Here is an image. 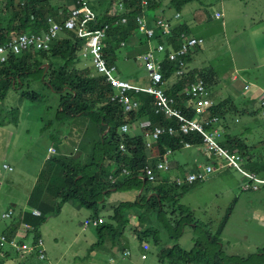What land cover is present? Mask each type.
Wrapping results in <instances>:
<instances>
[{
  "label": "rangeland",
  "instance_id": "rangeland-1",
  "mask_svg": "<svg viewBox=\"0 0 264 264\" xmlns=\"http://www.w3.org/2000/svg\"><path fill=\"white\" fill-rule=\"evenodd\" d=\"M75 2L69 0L68 4L75 7ZM15 3L13 2V5ZM53 3L56 5L60 3L63 10L68 8L64 0H53ZM160 3L161 9L164 8L162 13L166 12L174 19L177 10L169 6V0H161ZM10 4V0L7 2L0 0V23L2 21L7 23L14 16ZM89 4L101 14L116 8L113 0H89ZM17 6L19 7L18 4ZM217 11L224 13L222 18H215ZM149 14L154 16L155 9L149 10ZM185 18L190 20L196 35L201 33L205 39L204 44L194 53L192 65L199 66L205 71L213 69L219 76L211 86L208 85L210 98L215 106L219 107L222 102L230 100L236 107V110L226 117H219L224 127L222 137L238 136L244 144H247L245 146L252 147L253 161L250 160L247 150L240 149L237 152L245 157L246 162L248 161L244 168L252 172L254 170L256 177L264 180V117L261 116L257 104L250 102L246 107L243 105V101H246L243 95L250 97L254 89L243 92L245 85L264 90V0H194L182 8L181 20ZM138 33L135 34L136 44L131 41L133 34L130 35L126 30L119 31L114 42L124 41L128 37L127 46L132 50L146 45V36ZM151 41L156 47L155 39ZM127 46H121L122 49L115 59L116 65L122 70L119 77L144 82L147 75L145 64L140 60L137 61L133 57L134 54L127 51ZM125 55L128 57L123 58ZM83 60L92 62L90 57L85 59L82 57V62ZM40 83L36 82L32 86L39 88ZM240 92H243L240 96L235 94ZM45 93L47 98L42 102L22 99L16 90H10L4 100H0V122L4 120V124H0V179L15 180L13 185L7 181L2 185V194L13 190L19 197H28L33 186L31 178L38 166V156L44 148L46 150L48 144L52 143L59 147L60 151L54 154L56 156L61 155L59 153H62L63 148L67 146L76 149L77 145H82V152H78L77 156L81 155L83 162H86L88 161L86 154L91 153L99 136L95 133L96 126L85 117L58 119L57 98L48 91ZM14 117L18 118L17 122L10 120ZM246 136L249 137L251 146L245 142ZM205 155L201 148H182L171 153L168 160L170 163L180 161L182 168L190 170L195 165L207 164L208 158ZM217 161L224 163L219 158ZM4 163L13 170L4 168ZM173 178V174H170L167 178L160 177L158 181L148 184H145L143 179L136 180L130 187L111 191L104 197L101 213L107 219L112 214L114 206L138 203L130 210L132 217L130 225L137 224L139 215H148L153 220L146 219V224L153 225L160 232L162 228L154 221L155 211H150L147 204L139 202L149 196L148 191L152 188H160L163 193L168 192L175 197L184 210H188V213L175 214V220L184 224V228L178 241L168 242L166 235L168 246L178 243L186 251H191L199 242L205 250L207 249L205 259L210 260L215 242L211 240L208 232L213 234L218 232L224 215L237 198L230 219L220 233L223 253L227 256L248 257L259 249H264V182L251 180V184L247 182L250 185L249 190H246V178L236 168L230 166L224 170H216L204 182L188 189L174 187ZM65 204L60 214L47 218L38 227L49 256V264H95L96 261L109 264V249L104 245L95 248L92 253L88 251L90 233L96 234V228L89 225L88 230H85L84 226H80V222H83L85 217L71 219L72 205H80V203L69 201ZM79 212L85 213L81 210ZM90 213L93 214V211L90 210L89 215ZM9 219L0 216V236L4 232L5 222ZM129 229L130 227L127 228L126 234L130 232ZM34 233L36 234L37 230ZM138 241L135 237L129 240V244L136 245ZM93 242L90 241L92 245ZM150 244L152 247V242ZM8 247L12 248L6 245L4 250ZM160 248L151 249L147 260L140 259L141 251L136 248L134 250L136 264H170L169 261H159ZM13 252L12 258L15 261L17 255L21 258V255L16 254L18 251L14 249ZM23 260L28 261V259ZM33 264H40V261L34 260Z\"/></svg>",
  "mask_w": 264,
  "mask_h": 264
},
{
  "label": "trees",
  "instance_id": "trees-1",
  "mask_svg": "<svg viewBox=\"0 0 264 264\" xmlns=\"http://www.w3.org/2000/svg\"><path fill=\"white\" fill-rule=\"evenodd\" d=\"M15 1L10 0L14 16L7 23L6 21L0 23V42L6 41L13 33L47 30L49 17L63 22L70 15L71 10L77 7L76 2L75 7L70 6L69 0H64V3L68 5L65 10L61 8V4L53 3V0H25L24 4L21 0L17 2L19 8ZM140 1L124 0L126 7L130 9V12L127 13L128 22L125 26L114 25L116 18L108 15L98 16L97 22L91 24L92 28H102L106 23L113 25L108 31L105 48V56L110 63H115L117 49L120 47L121 41L114 42L119 31L126 30L128 33H132L137 28L135 17L140 12ZM192 1L194 0H169V6L180 12L186 4ZM160 2L161 0H150L149 10L160 7ZM182 31L189 32L187 27L178 26L171 35L160 37V41L166 42L173 48H178L181 44L180 33ZM83 45V38L78 37L74 31L64 30L49 50L26 51L20 55H12L6 63L0 64L1 101L10 90H16L22 99L42 102L47 98L45 91H48L57 98L58 119L85 117L96 126L95 133L99 135L91 153L86 154L88 156L86 162H83L82 158L74 160L64 155L50 157L46 160L36 183L43 194L39 210L41 214L31 224L36 230L50 215L60 212L63 204L69 201L79 202L84 208L92 210V217H102L100 215L104 197L112 189L130 187L134 181L142 180L136 175L137 173L125 176L121 172L126 167L135 170L144 166L149 156V151L145 146V136H131L129 133H122V125L147 116L151 122L150 128L155 126L179 128L177 119L155 112L154 97L145 92H130L132 97L140 100L141 107L135 112L125 113L124 106L119 101L112 99L115 92L112 84L104 76L96 74L95 70L93 72V67L81 65ZM178 69V63L165 58L163 69L165 80L173 75L176 76ZM199 71H190V77L177 78L176 76L179 82L184 83L179 91L180 94L174 95L176 105L190 118H194L196 114L192 105H189L191 98L186 96L185 89L192 74L200 73L210 86L219 77L213 69ZM36 82H41V87L34 88L32 84ZM234 110L236 107L229 100L219 104V107L213 105L207 116L226 117ZM17 111L19 110L17 109ZM10 120L17 122L18 118L14 117ZM3 121L0 124H4ZM166 138L168 139L164 136L158 142L163 143ZM182 140L198 146L203 143V137L197 132L182 134L178 131L176 136L169 138L168 145L163 143L165 147L162 148L164 150L162 152H165L166 147L172 148L173 151L182 149ZM220 143L231 151L240 149L249 151V148L238 136L233 138L230 135L224 136L220 139ZM121 145L125 146L124 151L121 150ZM110 175L116 176L117 181L113 183L109 178ZM144 182L145 184L151 183ZM194 185L196 184L191 186ZM191 186L179 188L188 189ZM148 192L149 196L139 202L147 204L150 211H155L154 221L159 223L162 230L159 232L153 225L146 224V219L153 220L148 215H139L137 224L130 225L132 220L130 210L138 203L120 204L113 207L112 214L107 219L102 217L104 222L96 227L98 239L90 247L89 252L102 246L108 238L113 244L123 246L128 241L126 230L130 227L129 230L136 234L140 242L149 240L152 242L153 249L161 247L158 253L160 262L169 261L170 264H192L195 262L199 264H264V249H259L248 257L227 256L221 249L220 233L230 219L237 198L234 199L224 215L218 232L214 234L208 232L211 240L215 242V247L209 257L210 260H207L205 259L207 249L205 250L199 242L191 251H186L178 243L168 246L166 235L168 242L178 241L184 228V224L175 220V214L177 212L188 213V210H184L175 197H172L168 192L163 193L160 188H152ZM196 225L198 226V224Z\"/></svg>",
  "mask_w": 264,
  "mask_h": 264
},
{
  "label": "built area",
  "instance_id": "built-area-1",
  "mask_svg": "<svg viewBox=\"0 0 264 264\" xmlns=\"http://www.w3.org/2000/svg\"><path fill=\"white\" fill-rule=\"evenodd\" d=\"M24 4L25 0L21 1ZM77 7L71 10L70 15L63 21L59 22L54 17L47 19L48 29L32 30L20 34H12L6 41L0 42V64L6 63L12 55H20L26 51L31 50H48L51 45L57 40L59 34L64 30L74 31L78 37L84 39L81 56L90 57L95 73L104 76L110 82L115 90L112 99L119 101L124 106L125 113H132L141 107L139 99L130 95V92H145L154 97L155 112L163 114L169 118H175L179 121V128L174 126H155L151 127L149 119L141 123L142 127L146 129L145 146L151 150L154 144L162 137L168 138L177 135V132L182 134H190L197 132L203 137L201 145H195L189 141H181L183 148H201L207 156L217 157L224 163L216 166L213 162L208 161L207 164L195 165L190 170L178 171L172 179L174 187L191 186L204 182L216 170H224L227 166L236 168L246 178V183L251 184V180L264 182L263 179H258L254 172L246 170L244 166L247 165L245 157L237 152L231 151L220 143L222 138L223 127L220 123V118L217 115L207 114L213 107L214 101L210 98L209 87L205 78L198 72H194L191 80L185 89L186 96L190 97L192 108L196 116L194 118L188 117L182 109L176 105L174 96L166 92L165 78H164V60L165 58L179 64V69L176 72L177 78L184 76L190 77L191 69L188 66V57L193 49L201 47L205 39L200 36H195L190 32L182 31L180 33L181 44L178 48H173L166 42H161L160 37H165L172 34V31L178 27L183 26L181 22V13L176 12L174 19L164 17L161 15L152 16L149 14L150 0L140 1V12L137 13L135 21L137 23V32L142 33L148 39H155L157 46L149 48L140 55L139 60L145 64L149 81L146 85L140 86L130 81L119 77L118 69L115 63H110L105 56L106 39L108 38V31L111 24L106 23L102 28H92L91 24L97 22L98 15L89 4V0H76ZM116 6L114 15L116 16L114 25L126 24L128 22L127 13L130 9L126 7L124 0H113ZM224 13L222 11L215 12V18H222ZM173 20L180 21V24H174ZM159 36V37H158ZM162 54V57L159 55ZM236 79V77H234ZM249 88V85H245ZM260 114L264 117V90H260ZM130 124L122 125V133H128ZM121 150H125V146L121 145ZM49 151L55 153L56 149L49 148ZM172 153L170 147L161 155L157 161L148 158L144 166L141 168L130 170L123 168L121 174L125 176L138 175L144 181L156 182L160 178V173H167L174 171L172 163L168 157ZM8 167L12 170V167ZM133 173V174H132ZM110 180L114 183L117 177L110 175ZM249 183L245 185V189L249 190ZM35 215H40V211H33ZM13 211H7L3 214L4 218H10ZM104 220L102 217H90L84 222L86 226L97 227ZM24 228L31 233L36 231V228L28 223L24 224ZM6 245L11 246L21 254L30 255L33 253L41 264H49L48 254L44 246L43 238L35 234L32 241H27L24 238H19L16 235L2 234L0 236V249H4ZM151 244L144 241L141 244L140 258L147 260L151 252ZM132 255L129 249L122 253L123 259H128Z\"/></svg>",
  "mask_w": 264,
  "mask_h": 264
},
{
  "label": "crops",
  "instance_id": "crops-1",
  "mask_svg": "<svg viewBox=\"0 0 264 264\" xmlns=\"http://www.w3.org/2000/svg\"><path fill=\"white\" fill-rule=\"evenodd\" d=\"M18 1H21V0H18ZM18 1L16 0L15 2L17 3ZM6 2H7V0H6ZM58 4H60V3H58ZM92 9L96 12V14L99 17L105 16V15H108L109 17H116L114 15V13H113L114 10H112V11L107 10L106 12H104L103 14H101L98 11H96V9H94V8H92ZM163 9H161V6L155 8V14H154V16L161 15V16H164V17H168V18L173 19V17L169 16L168 13H166V12L162 13ZM176 12H178V11H176ZM180 13H181V18H182V11H180ZM180 21L181 22H184V25L183 26L187 27L188 30H189V32L191 34H193L195 36H200V37H203L204 38V36L201 35L200 32H198L200 34L196 35V33H195L196 30L194 28H192V24H191V22H190V20L188 18H185L183 20L180 19ZM180 21L173 20L174 24H177V23L180 24L181 23ZM116 26H125V24H119V25H116ZM136 32H137V28H136V30L134 32L130 33V35L133 34L132 35L133 38H132L131 41H133L135 44H136V38H135L136 37L135 36ZM126 39L124 40L125 42L124 41H121L120 42V47L117 49V54L115 56V59L117 58V56L119 54V51L122 49L121 46H125V45L127 46ZM145 42H146V45H144V46L141 45L139 47L134 48L133 50L130 47L128 48V46L126 47L127 48V51H131V53L134 54L133 57L137 61H139V57H140L141 54H143L149 48L154 47L153 42L150 39L146 38V41ZM156 43H157V41H156ZM199 48L200 47H197V48L193 49L192 52L189 55V58H188V66L191 69V71H194V70L195 71L202 70V69L199 68V66H196V65L193 66L192 65V63H193V55L197 51V49H199ZM127 57H128V55H125L123 58H127ZM159 57H162V54L159 55ZM81 65H83V66H90L91 68L93 67L92 66V62H90V60H83V62L81 61ZM117 68H118V66H117ZM92 70L94 72V68H92ZM120 72H122V70L119 69V73H118L119 75H120ZM234 77H236V76H234ZM122 79L127 80V81H130V82H132L134 84H137V85H140V86L146 85L148 83V81H149L148 74L146 75V79H145L144 82H138V81L136 82V81H134L132 79L129 80V79H126V78H122ZM183 84H184L183 82H179L178 79L176 78V76L173 75L170 78L166 79V82H165L166 91L170 95H172V96H174L175 94H180L179 91L182 88V85ZM183 88H184V86H183ZM252 88H254V89L252 90ZM247 90H252L251 96L250 97H248V96L245 97L243 95V97L246 100V101H243V105L246 107V106L250 105V102H252V104L255 103V104H257V107L260 108V98H259L260 97V94L259 93H260V90L261 89L255 87V86H251L249 88H245L244 87L243 92H246ZM243 92H240L239 94H237V93H235V94L238 95V96H240ZM190 104H191V102L189 103V105ZM147 119H148L147 116H143V117L138 118L136 121L132 122V124H130V129L131 130H130L129 134L131 136L144 135V133H146V129L142 127L141 123L147 121ZM142 132H144V133H142ZM248 135H249V133H248ZM244 140H245V142H247L251 146V141H249V137L248 136H246L244 138ZM163 143H165L166 145H168L169 144V138L168 139L167 138L164 139L163 140ZM163 143L157 142V143L154 144V148L153 149H151V150L148 149V151H149L148 152L149 153L148 158L149 159L152 158V160H154V161H157V160L160 159L161 155L164 153V152H162V151H164V150H162V148L165 147ZM81 144H82V142H81ZM50 147H53V148L56 149V152L55 153H57V152L60 151V149H59L58 146H56L55 144H52L51 143V144H48L46 150L44 148L43 149V152L38 156V166H37V168H36V170H35L32 178H31V181L33 182V186L31 188V191H30L28 197H26V196L25 197H19V195L17 193H15V191H13V190H9V191L5 192L4 194H2L1 193L2 185H4V183L6 181L10 185H13L15 183V180H12V179L11 180H6V179H3V178L0 179V211L2 213L0 216L3 217V214L6 213L7 211H10V210L13 211V214L10 217V219L8 221H6L5 224H4V227H3V231H4L3 233L4 234H7V235H16L19 238H24L27 241H32L33 238L35 237V233H31L30 231H27L24 228V224L25 223L33 224V221H35L36 218H37V216H38V215H35L33 213V211H35V210H38L39 211L40 210V204H41V201H42L43 194H42V191L37 188L36 181L38 180L39 174H40V172L42 170V167L45 164L46 160L49 159L50 157H59L61 155L62 156L63 155L64 156H68V157H70L71 159H74V160H77L80 157L82 158L81 155L80 156H77V153L78 152H82V145H77L76 146L77 147L76 149L74 147H72V146H67V147L63 148L62 153H59L61 155H57V156L54 155L55 153L49 151V148ZM167 148L168 147H166V150H167ZM251 148H249V151H248V154H250V160H252L253 155H254L253 151H251ZM67 152H70V154H67ZM174 152L175 151L172 150V153H174ZM207 158H208V161L213 162L215 165L216 164H218V165L220 164V161H217L218 158L215 157V156L214 157L207 156ZM247 164H248V161H247ZM5 165H7V163H4L3 166H4V168L10 170L8 167H5ZM7 166H9V165H7ZM172 166L174 167V171L167 172V173H160V176L159 177H165V178H167L170 174H173V176H174L176 173L178 174V171L181 172V171L187 170L186 168H182L181 167L180 161H174L172 163ZM9 167H11V166H9ZM34 186H35V188H34ZM111 191H115V190L112 189ZM65 205L66 204H63L62 209H61L60 212H58L56 214H52L48 218H50V217L52 218V217L57 216V214H60L64 210ZM71 208L73 210L72 213H71V219L73 220V219H76V218H79L80 219V217H85L84 218V221L83 222H80V226H84L85 227V230L86 229L88 230V227L84 224V222H85V220L87 218L92 217V214L91 213L89 215L90 210L84 208L81 205H72ZM80 210L81 211H84L85 213L79 212ZM100 216L106 217L102 213H101ZM86 233H87V231H86ZM36 235H39V236H41L43 238L42 233L40 231H38V229H37ZM126 236L128 237V241H126V244L124 243L123 246H119V245L113 244L110 241V239L109 240L107 239L106 242L103 244L105 248L109 249V255H108L109 256V260H108L109 261V264H136V261H135V257L136 256L134 255V250L136 248H139V251H141V244L144 241L143 242L138 241V244L131 246L129 244V240L130 239L133 240V239H135V237L137 238V236L132 231H130L129 233H127ZM90 237H91V240L90 241H94L93 242V244H94L97 241V239H98L97 231H96V234L94 232H91L90 233ZM90 241L87 243L88 251H89V249H90V247L92 245L90 243ZM126 249H129L132 252V255L128 259H123L122 253ZM151 249H153V247ZM13 251H14V249L13 248H10V247L6 248L5 250L4 249H0V264H25V262H27V264H33V261L34 260H38V258L33 253H30V255H25V254L23 255V254H21L19 252H16V254L21 255V258L17 255L16 261H15V259L12 258V255L14 253ZM94 251L95 250H92V252H94ZM92 252H90V253H92ZM100 256H102V254H100ZM23 259H28V261H25ZM117 261L119 263H117ZM95 264H102V263H97V261H96Z\"/></svg>",
  "mask_w": 264,
  "mask_h": 264
}]
</instances>
